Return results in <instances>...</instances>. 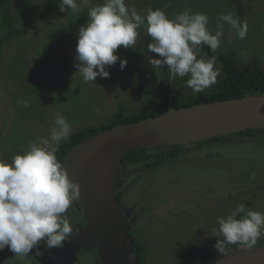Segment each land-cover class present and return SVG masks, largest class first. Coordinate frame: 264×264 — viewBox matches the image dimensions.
Masks as SVG:
<instances>
[{
	"label": "rangeland",
	"instance_id": "1",
	"mask_svg": "<svg viewBox=\"0 0 264 264\" xmlns=\"http://www.w3.org/2000/svg\"><path fill=\"white\" fill-rule=\"evenodd\" d=\"M150 1L125 3L146 16ZM40 2L11 0V11L17 23L23 24L24 33L0 51V159L9 163L28 150L29 142L49 137L57 112L69 121L72 133L107 121L119 104L125 114L139 109L141 86H151L152 81L156 84L167 67L155 69L150 64L149 57H160L147 47L152 40L145 24L138 29L135 45L116 50L127 60L123 70L117 60L107 67L109 77L84 82L74 67L77 34L88 20L87 10L95 5L91 2L76 11L61 12L59 0ZM173 4L169 18L185 9L206 13L213 34L221 14L230 13L247 22L244 39H238L225 24L220 47L212 52L203 45L199 55L217 58L219 52H226L238 59L240 66L254 63L264 70V0H174ZM18 99H27L29 106L18 104ZM258 139L262 137L233 138L224 148L205 149L213 152L209 155L193 151L151 171L141 165L136 167L138 171L135 167L120 171L116 188L127 191L123 198L129 202L123 211L132 224L130 236L145 248L147 264H172L187 251L199 260L222 239L214 231L217 217L227 216L238 204L248 201L247 209L264 213V143ZM218 150L220 154H214ZM67 217L74 228L78 226L77 231L86 224L78 200L68 209ZM261 240L264 236L257 242ZM91 253L80 254L74 264H101L96 249ZM29 255L17 256L5 246L0 250V264H36Z\"/></svg>",
	"mask_w": 264,
	"mask_h": 264
},
{
	"label": "clouds",
	"instance_id": "2",
	"mask_svg": "<svg viewBox=\"0 0 264 264\" xmlns=\"http://www.w3.org/2000/svg\"><path fill=\"white\" fill-rule=\"evenodd\" d=\"M90 3L91 0H80L79 4L77 0H59L58 7L61 12L76 11ZM87 14V22L78 30L74 57L75 72L84 82H94L98 76L109 77L107 67L117 60L123 70L127 60L121 59L116 50L135 45L138 29L146 24V34L152 40L147 47L160 57H149L152 67L166 65L173 80L188 76L186 85L193 92H202L214 85L220 75L214 56L199 55L202 46L215 52L224 36L225 24L238 39H244L248 32L247 22L230 13L218 17L213 34L207 26L206 13L185 9L169 18L162 10L150 9L143 16L127 7L125 0H104ZM17 103L29 106L27 99H18ZM71 131L69 121L57 112L48 138L29 142L28 150L16 154L10 163L0 159V250L8 246L15 255L27 256L42 241L49 249L62 248L74 234L67 211L79 198V185L69 178L56 155L57 145ZM217 224L214 231L222 237L214 245L217 253H224L227 246L235 244L250 249L264 236V213L247 209L243 203L227 216L217 217Z\"/></svg>",
	"mask_w": 264,
	"mask_h": 264
},
{
	"label": "water",
	"instance_id": "3",
	"mask_svg": "<svg viewBox=\"0 0 264 264\" xmlns=\"http://www.w3.org/2000/svg\"><path fill=\"white\" fill-rule=\"evenodd\" d=\"M169 79L166 112L91 134L72 145L62 159L69 178L79 185L78 202L86 222L70 240L77 236L83 246H93L101 264H139L116 193V174L123 155L143 148L188 145L247 128H264V94L173 108L171 73ZM38 260L40 264H50L43 258ZM195 264H264V243Z\"/></svg>",
	"mask_w": 264,
	"mask_h": 264
},
{
	"label": "trees",
	"instance_id": "4",
	"mask_svg": "<svg viewBox=\"0 0 264 264\" xmlns=\"http://www.w3.org/2000/svg\"><path fill=\"white\" fill-rule=\"evenodd\" d=\"M168 1L169 0H151L148 3L147 8L148 10L161 9ZM173 1L171 0L170 5L162 10L168 17L169 10L174 6ZM91 2V4L96 6L104 3V0H91ZM150 4L151 6H149ZM11 9V0H0V51L5 43L24 33L23 24L17 23L18 20L16 19V15L15 13H12L13 11H11ZM12 10H14V8ZM89 10L90 9L87 11ZM216 59L222 76L217 77L216 83L209 87L208 90L205 89L202 92H193L192 89L186 85V81L189 78L188 76L183 78L177 76L175 80H173L171 95V105L173 108L187 107L194 104L221 99L242 97L244 95L264 94V70L260 66L254 63L240 66L238 59H235L232 54H228L226 52H219ZM169 77L170 73L166 67L164 73L160 76L156 84L152 81L151 86L153 87L149 85L141 86L140 93L142 94V98L139 100V109L125 114L123 113L122 105L119 104L107 121L99 123L95 126H82L72 132L66 140H62L59 145H57V158L62 162L64 154L72 145L91 134L112 127L116 124L138 121L166 112L169 106ZM262 133H264V128H247L237 133L213 137L190 143L188 145L158 146L130 151L122 156L116 178H121L119 173L124 168L135 167L136 169V167L140 168L139 166L141 165L143 169L151 171L150 169L160 167V164L165 163L167 160L186 157L193 151H199L202 154H210L212 151L207 152L205 149L210 150L215 145H219V149L221 145L222 148H224V144L232 143L234 141L233 138H236L237 141L260 136L262 139H258L260 140L259 142L264 143V135ZM214 154H220L219 150ZM136 171H138V169H136ZM116 193L118 201L121 203L122 207H125L129 202V200L127 202V199L123 198L126 196L125 193H127V191H121L116 188ZM129 198L131 202L137 204V201H134V198H131L130 196ZM249 204L250 203L248 201L244 203L246 208H248ZM124 215L128 225V233L130 235L132 224L128 221L126 214ZM237 218H239V216ZM131 239L139 264H147L144 257V246L139 240L133 238V236H131ZM262 243H264V241L261 240L257 242L256 245ZM239 248V244L229 245L225 248L224 253H228ZM224 253H217V250L213 247L210 252L204 254L201 258H199V260H195L191 255V252L187 251L172 264H195L204 262Z\"/></svg>",
	"mask_w": 264,
	"mask_h": 264
},
{
	"label": "flooded vegetation",
	"instance_id": "5",
	"mask_svg": "<svg viewBox=\"0 0 264 264\" xmlns=\"http://www.w3.org/2000/svg\"><path fill=\"white\" fill-rule=\"evenodd\" d=\"M221 76L222 73L220 77ZM77 228L78 226L74 228V233H77ZM71 247H74L72 252ZM94 251V248H85L79 241H77L76 236L75 238H73V240L71 239L69 241H66L62 248L54 247L49 249L47 248L46 244L42 241L29 252V254L31 255H29V257H31L36 264H39L38 258H43L44 260L49 261L50 264H74L75 261L73 259L78 257L80 254L85 253L87 255L89 252L94 253Z\"/></svg>",
	"mask_w": 264,
	"mask_h": 264
}]
</instances>
